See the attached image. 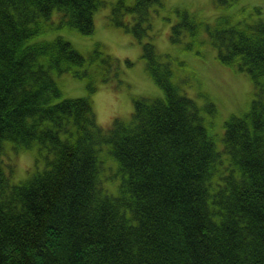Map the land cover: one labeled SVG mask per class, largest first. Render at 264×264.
<instances>
[{"label":"trees","instance_id":"trees-1","mask_svg":"<svg viewBox=\"0 0 264 264\" xmlns=\"http://www.w3.org/2000/svg\"><path fill=\"white\" fill-rule=\"evenodd\" d=\"M238 1L216 0L223 7L206 20L221 63L247 73L256 93L246 113L224 120L222 142L204 109L180 95L169 65L158 76L147 62L164 97L136 98L131 120L107 131L87 96L62 97L53 72L82 76L85 58L62 34L36 40L39 29L23 21L44 18L46 33L59 25L48 24L54 11L66 10L70 28L92 34L105 0H0V136L23 138L17 150L39 145L21 181L0 154V264H264V21L245 6L236 14ZM162 2L127 7L138 13L137 35ZM189 24L173 25L175 44L186 30L198 36ZM143 46L144 57L158 53ZM213 196L220 212L212 216Z\"/></svg>","mask_w":264,"mask_h":264},{"label":"rangeland","instance_id":"rangeland-1","mask_svg":"<svg viewBox=\"0 0 264 264\" xmlns=\"http://www.w3.org/2000/svg\"><path fill=\"white\" fill-rule=\"evenodd\" d=\"M105 2V7L97 10L93 17L95 28L92 34L85 35L77 29L60 28L50 30L36 38L51 40L62 34L85 56L80 67L82 76H77L71 71L53 73L61 87L62 97L89 96L93 101L96 121L105 131L119 120L130 121L136 98L164 97L162 87L147 69V61L143 57V45L148 41L149 35L155 34L153 37L156 51L165 59L168 58V63L174 70L173 81L179 86V91L193 98L204 109L207 126L219 141L222 140L223 123L228 115L233 113L242 115L252 105L256 96L252 79L237 66H226L221 63L206 31L197 34L196 37L190 35L189 30L181 32V36L178 37H181V40L176 44L172 37L173 25L182 17L185 22L187 19L190 23L193 20L208 23L223 6L217 8L216 0H163L161 4L153 5L149 10L152 23L150 33L139 36L133 30L136 19L130 16L138 13L128 9L136 0ZM242 6H245L243 9L248 7L251 10L255 15L254 20L264 21V0H239L233 5L236 14ZM117 7L119 9L115 10ZM178 10L186 11L188 14L186 18L184 14H181V17L177 13ZM60 15L61 12L55 10L51 24H58L62 19ZM123 19L129 29L125 24L118 23ZM191 26L192 24H189L187 28ZM199 38L204 42L198 47L192 39ZM197 52L204 53L206 57L195 55ZM108 55L111 56L110 59L109 57L107 59ZM91 86L93 90L90 89ZM207 104H212L215 112L206 113ZM38 148L39 145H35L30 149L3 151L5 160L14 166L13 181L24 180L35 170ZM5 160L2 165L7 170L8 163ZM43 163L44 161H40L41 166ZM119 181L117 179L107 181L106 187L111 190L119 185Z\"/></svg>","mask_w":264,"mask_h":264},{"label":"bare ground","instance_id":"bare-ground-1","mask_svg":"<svg viewBox=\"0 0 264 264\" xmlns=\"http://www.w3.org/2000/svg\"><path fill=\"white\" fill-rule=\"evenodd\" d=\"M137 1V0H136ZM136 3V2H135ZM135 3L134 4H132L131 6H134L135 5ZM103 7H105V5H103ZM100 8H102V7H100ZM99 8V9H100ZM99 9H97V10H99ZM59 11L62 13L60 16H61V18H62V15H63V18L62 19H60L59 21H58V24L59 25H62V27H60L59 25L57 26V27H55V29L56 28H64V29H66V30H70V29H73V28H70L68 25H67V20L69 19V16H68V14H67V11L66 10H60L59 9ZM63 11V12H62ZM96 13V12H95ZM95 13H94V17H95ZM131 17H133V16H135V14H131L130 15ZM53 17V16H52ZM146 17H147V19H144V18H141V22H142V24L145 22V23H147V24H149L150 26H152V23L150 22V16H149V14H146ZM63 20H66L65 22H61V21H63ZM51 22H52V18H51V20H50ZM48 22V24H51V22ZM24 23H26V25H27V31L29 30V28H36L37 27V29H39V33L36 35V37H38L39 35H41V34H43V33H45L43 30H42V25H43V23H44V18H38V16H27V18H25L24 19V21H23ZM64 23V24H63ZM190 24H192V26H193V28L196 30L195 31V33H197V34H199V33H202V32H204V31H206V29L209 27L208 26V23H206L205 21H201V20H193V21H191V23ZM149 26V27H150ZM146 28L143 32H145V34H148V31L150 30V28ZM150 32V31H149ZM82 33V32H81ZM84 34V33H83ZM88 35V34H87ZM155 34H153V35H151L150 36V38L148 39V41L145 43V45L146 44H150V45H152V47H153V49L154 50H156V45L154 44V36ZM181 36V35H180ZM35 37V38H36ZM65 37V36H64ZM66 38V37H65ZM181 38V37H180ZM33 38L31 37V40H32ZM67 39V38H66ZM210 40H212L213 41V38H209ZM67 40H69V39H67ZM33 41V40H32ZM70 41V40H69ZM71 42V41H70ZM192 42L195 44V45H197L198 47L200 46V45H202V42H204V41H201L200 39H197V40H192ZM20 43H23L21 40H20ZM73 47L78 51L77 52V54H78V56L80 57V58H85V56L83 55V53H81L75 46H74V44H73ZM143 48H144V46H143ZM145 48H147L146 46H145ZM213 48H215V49H218L217 47H215V46H213ZM151 49V48H150ZM148 50V51H146L144 54H145V57L144 58H146L147 59V62L148 61H150L151 63H152V66H153V68L156 70V72H157V74H158V76H161L162 74H163V70L164 69H166V68H168L167 66L169 65V67L170 68H172L171 67V65L168 63L169 62V60H168V58H164L161 54H158V53H155V52H153L152 50ZM195 55H197V56H199V57H203V58H205L206 56H205V54L204 53H199V52H197ZM108 57H109V59L111 58V56L110 55H108L107 56V59H108ZM81 69V68H80ZM172 71H173V74H174V70H173V68H172ZM54 73V72H53ZM56 73V72H55ZM62 73H65V72H62ZM62 73H59V74H62ZM58 74V73H57ZM33 76H36V77H40V76H44V75H41V74H39V73H37V75H33ZM174 76V75H173ZM32 77V76H31ZM55 78V77H54ZM55 81H56V79H55ZM58 84V83H57ZM59 85V84H58ZM90 89H92L93 90V87L91 86L90 87ZM180 93V95L181 96H186V95H184V94H182V92L180 91L179 92ZM90 100H91V102H92V104H93V101H92V99L89 97V96H87ZM181 98H183V97H181ZM186 102H187V104L186 103H184V106H185V108L187 109V110H189V111H191V113H193L192 111H194L188 104L190 103V101H187L186 100ZM71 139H73V137H71ZM16 141V142H15ZM17 142L19 143V144H23V143H25V140L23 139V138H19V137H13V136H9V135H4V136H0V154H1V157L3 156L2 155V153H3V151H6V150H8V149H16V146H18V144H17ZM219 154L221 155V161L222 162H227V159H226V156H225V154H224V152L222 151V150H220L219 149ZM216 163V160H213L212 162H211V164H210V167L211 166H213L214 164ZM214 202H215V196H213V197H211V199H209V201H208V205L211 207V215L213 216L214 214H219L218 212H220V210H219V207H217V204H214ZM229 221V220H228Z\"/></svg>","mask_w":264,"mask_h":264}]
</instances>
